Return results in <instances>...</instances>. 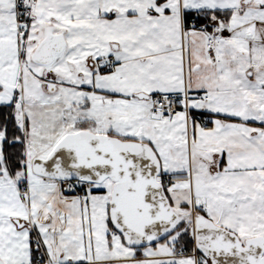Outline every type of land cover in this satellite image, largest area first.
Wrapping results in <instances>:
<instances>
[{"label": "snow or ice", "instance_id": "snow-or-ice-1", "mask_svg": "<svg viewBox=\"0 0 264 264\" xmlns=\"http://www.w3.org/2000/svg\"><path fill=\"white\" fill-rule=\"evenodd\" d=\"M0 264H264V0H0Z\"/></svg>", "mask_w": 264, "mask_h": 264}]
</instances>
